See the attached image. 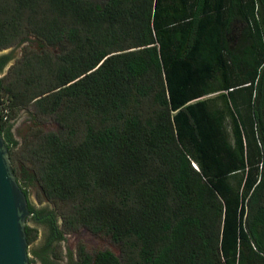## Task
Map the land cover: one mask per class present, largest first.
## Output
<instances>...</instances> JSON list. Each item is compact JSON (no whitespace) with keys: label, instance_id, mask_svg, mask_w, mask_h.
<instances>
[{"label":"trees","instance_id":"trees-1","mask_svg":"<svg viewBox=\"0 0 264 264\" xmlns=\"http://www.w3.org/2000/svg\"><path fill=\"white\" fill-rule=\"evenodd\" d=\"M28 36L42 51L0 80V132L24 192L70 208L30 207L50 229L31 250L27 225L31 264L79 228L121 256L76 264H264V0H0V53ZM30 108L60 130L21 145Z\"/></svg>","mask_w":264,"mask_h":264},{"label":"rangeland","instance_id":"rangeland-1","mask_svg":"<svg viewBox=\"0 0 264 264\" xmlns=\"http://www.w3.org/2000/svg\"><path fill=\"white\" fill-rule=\"evenodd\" d=\"M90 1L95 2L99 5H103L107 0H90ZM27 40L29 41L31 39L28 38ZM34 40L37 42L38 46H31L24 48L22 55L13 65L18 64V62L21 61L24 55H26L27 53H32V52L39 53L40 51H42L41 43L37 39ZM43 50H47L53 54L59 53L58 48L47 47L44 48ZM9 71L10 69L3 75L1 79H4L6 76H8ZM23 112L24 111L19 113L16 120L20 117V115ZM27 113L28 115H26L20 122H18L16 130L14 132L15 139L21 145L24 144L25 139L29 137L33 129L34 131L41 130L42 132L45 133L59 132L60 130L59 126L52 119H43L39 116L36 115L34 116L32 114L34 113L32 108H30V110H27ZM16 120L13 121V124L16 122ZM25 188L29 190L31 201L38 210L53 211L58 215L59 218H61L63 215L67 214V212L70 209L69 205L66 203L50 201L43 194V191L38 183H33L29 186H26ZM61 221L62 220L59 219L60 222L59 226H61ZM29 226L36 228L38 231V238L36 242L33 245H31L30 248L31 250H38L43 246L45 242L46 236L49 231L48 226L33 221H29ZM60 231L62 232L63 228L60 227ZM55 245L59 257L58 264H76L78 262L80 246H84L85 250L91 255H94L100 251L109 250L114 252L118 257L121 256L120 246L115 244L110 236H107L105 234H94L86 228H79L77 231H67L64 234V240L62 242L56 243ZM30 259L31 260L33 259L31 255H30ZM33 264H41V262L35 261Z\"/></svg>","mask_w":264,"mask_h":264},{"label":"water","instance_id":"water-1","mask_svg":"<svg viewBox=\"0 0 264 264\" xmlns=\"http://www.w3.org/2000/svg\"><path fill=\"white\" fill-rule=\"evenodd\" d=\"M31 46H38L34 39L0 53V56L12 55L11 61L0 71V80L22 55L23 49ZM26 115L24 110L14 123L13 133ZM29 216L27 195L18 183L9 148L0 132V264H31L26 232Z\"/></svg>","mask_w":264,"mask_h":264},{"label":"flooded vegetation","instance_id":"flooded-vegetation-1","mask_svg":"<svg viewBox=\"0 0 264 264\" xmlns=\"http://www.w3.org/2000/svg\"><path fill=\"white\" fill-rule=\"evenodd\" d=\"M28 38H29V39H36V38L33 37V36H28ZM26 43H28V40L25 39V38H23V39L21 38V39L17 40L16 43H14V44H12L10 47H8L7 49L12 48V47L17 46V45H19V46H23V45H25ZM11 58H12V55H11ZM25 190H26V193H27L26 195H27V198H28L29 209H30V207L36 209V207L33 205L32 201H31L29 190H28L27 188H25ZM36 210H38V209H36ZM30 211H31V210H30ZM34 213H35V212L32 211V214H30V216L28 217V219H27V225H29V221L39 222L38 220L35 219V215H34ZM39 223H40V222H39ZM48 229H49V227H48ZM49 237H50V229H49V231H48V234H47V236H46V239H45V242H44L43 246L48 242ZM43 246H42V247H43Z\"/></svg>","mask_w":264,"mask_h":264}]
</instances>
